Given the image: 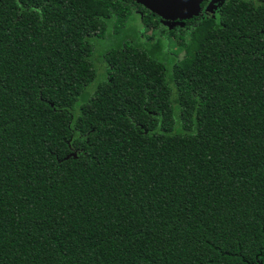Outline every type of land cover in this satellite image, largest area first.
I'll use <instances>...</instances> for the list:
<instances>
[{"label":"trees","instance_id":"obj_1","mask_svg":"<svg viewBox=\"0 0 264 264\" xmlns=\"http://www.w3.org/2000/svg\"><path fill=\"white\" fill-rule=\"evenodd\" d=\"M0 264H264V0H0Z\"/></svg>","mask_w":264,"mask_h":264},{"label":"water","instance_id":"obj_2","mask_svg":"<svg viewBox=\"0 0 264 264\" xmlns=\"http://www.w3.org/2000/svg\"><path fill=\"white\" fill-rule=\"evenodd\" d=\"M166 22L189 20L200 13L204 0H133ZM213 5V2L210 4Z\"/></svg>","mask_w":264,"mask_h":264},{"label":"rangeland","instance_id":"obj_3","mask_svg":"<svg viewBox=\"0 0 264 264\" xmlns=\"http://www.w3.org/2000/svg\"><path fill=\"white\" fill-rule=\"evenodd\" d=\"M134 25V26H133ZM171 26L177 27L178 24H170ZM131 26L134 28L137 26L136 19L131 24ZM148 35H150V32H148ZM168 48L171 54L176 56L178 60H184L186 57V54L181 50V48L177 45V43L174 40H171L168 44Z\"/></svg>","mask_w":264,"mask_h":264},{"label":"flooded vegetation","instance_id":"obj_4","mask_svg":"<svg viewBox=\"0 0 264 264\" xmlns=\"http://www.w3.org/2000/svg\"><path fill=\"white\" fill-rule=\"evenodd\" d=\"M220 1L221 0H204L201 3V9L199 15H205L208 14L209 12H216ZM212 2L213 5H210Z\"/></svg>","mask_w":264,"mask_h":264}]
</instances>
